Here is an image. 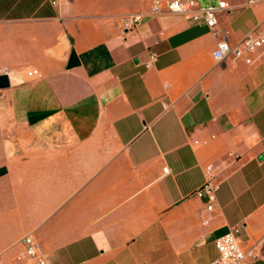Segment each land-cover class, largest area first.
Wrapping results in <instances>:
<instances>
[{
	"label": "crops",
	"instance_id": "1",
	"mask_svg": "<svg viewBox=\"0 0 264 264\" xmlns=\"http://www.w3.org/2000/svg\"><path fill=\"white\" fill-rule=\"evenodd\" d=\"M226 1L214 36L155 0H0V264L36 263L28 235L54 264H212L232 228L264 264V45L212 55L264 1Z\"/></svg>",
	"mask_w": 264,
	"mask_h": 264
},
{
	"label": "built area",
	"instance_id": "2",
	"mask_svg": "<svg viewBox=\"0 0 264 264\" xmlns=\"http://www.w3.org/2000/svg\"><path fill=\"white\" fill-rule=\"evenodd\" d=\"M264 0H247L252 5L263 2ZM229 8L226 0H209L205 5L200 4L198 0H155L151 9L152 13H159L166 10L169 13L182 14L194 20H204L214 36L219 35V17ZM142 13H131L121 17V26L126 31H133L142 20ZM264 45V32L258 36L252 33L247 35L241 42L231 45L226 40H220L217 43L212 55L217 61L230 60L232 64H237L246 53H255ZM157 59V55L153 54L147 66L151 67ZM31 75L38 76V71L31 72ZM169 169L165 168L164 173H168ZM205 191L210 199L215 200L216 187L208 184ZM212 209V205L209 206ZM219 255L212 264H249L251 260L258 258L259 251L256 248L244 250L240 244L238 230L232 228L229 232L220 236L215 241ZM25 246L24 254L19 259L29 256L36 260L35 264H54L51 261L39 257L37 252V244L33 236L28 235L23 239Z\"/></svg>",
	"mask_w": 264,
	"mask_h": 264
},
{
	"label": "water",
	"instance_id": "3",
	"mask_svg": "<svg viewBox=\"0 0 264 264\" xmlns=\"http://www.w3.org/2000/svg\"><path fill=\"white\" fill-rule=\"evenodd\" d=\"M80 65L79 57L75 50L72 51L71 58L69 60L68 68H74ZM10 86V80L8 75H0V88H7ZM7 172L6 168L0 169V175Z\"/></svg>",
	"mask_w": 264,
	"mask_h": 264
},
{
	"label": "rangeland",
	"instance_id": "4",
	"mask_svg": "<svg viewBox=\"0 0 264 264\" xmlns=\"http://www.w3.org/2000/svg\"><path fill=\"white\" fill-rule=\"evenodd\" d=\"M200 1H201V4L205 5V0H200ZM258 245H259L260 252L264 251V242L261 241Z\"/></svg>",
	"mask_w": 264,
	"mask_h": 264
}]
</instances>
